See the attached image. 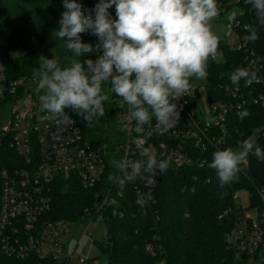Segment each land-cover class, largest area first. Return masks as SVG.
Listing matches in <instances>:
<instances>
[{
    "label": "trees",
    "instance_id": "obj_1",
    "mask_svg": "<svg viewBox=\"0 0 264 264\" xmlns=\"http://www.w3.org/2000/svg\"><path fill=\"white\" fill-rule=\"evenodd\" d=\"M76 2L81 4L85 15L95 18L94 9L100 0ZM217 4L221 8L220 14L236 5L240 7L241 15L232 22L231 29L242 40L243 46L219 42L218 49L222 50L223 58L211 62L208 67V96L213 101L229 100L226 86H235L230 81V74L237 68L256 71L261 83L255 81L247 85L243 79L239 82L238 99L241 104L245 101L241 108L249 115L241 119L238 113H232L226 127L230 135L228 146L234 150H237L242 137L248 139L255 134L256 144L264 151V105L253 101L264 97V24L260 23L255 9L246 0H237L236 3L217 0ZM63 5L64 0H0V62L6 65L11 78H33V53L30 49L33 41L54 50L62 68L70 66L71 59L75 58L87 69L84 61H95L103 54V49L97 47L99 38L91 30L81 34V42L93 45V51L80 57H73L67 51V38L65 41L57 39L55 33L60 29L62 13L66 11ZM108 12L113 20L117 19L115 5ZM251 28L257 32L255 41L247 39ZM21 49L24 50L22 55L11 56L12 51ZM106 83L111 89V84ZM36 87L33 96L39 102ZM238 99H232V102L236 103ZM110 107L114 111L113 104ZM65 112L76 119L85 139L94 146L110 143L111 137L97 120L89 126L77 112L71 109H65ZM211 162L202 168H178L169 164L162 172V180L155 182L152 191L140 177L126 182L121 189L118 183L108 180L109 175L118 176L119 170L113 165L92 189L84 188L79 180L70 184L59 181L52 193L51 211L44 219L87 223L93 217L88 212H92L98 203L97 194L106 191L116 200L115 204L109 203L103 210L106 240L102 254L107 256L108 264H237L226 244L234 221L231 215H227L233 206L232 194L246 189L253 205L263 204L258 195L259 190L264 189V159L253 154L250 167L223 186L216 171L209 167ZM208 177H212L211 182L206 181ZM137 186L141 189L138 192ZM149 192L152 199L138 205V196ZM0 264H53V261L35 255L21 258L0 252Z\"/></svg>",
    "mask_w": 264,
    "mask_h": 264
},
{
    "label": "built area",
    "instance_id": "obj_2",
    "mask_svg": "<svg viewBox=\"0 0 264 264\" xmlns=\"http://www.w3.org/2000/svg\"><path fill=\"white\" fill-rule=\"evenodd\" d=\"M228 44L243 46L238 35L236 41ZM221 58L223 53L218 49L217 59L208 61L206 80L210 63ZM256 82L261 83V78ZM36 83L33 78H11L6 65L0 62V113L11 112L9 126L0 127V252L21 258L35 255L51 259L53 264H69L74 251L68 254L63 235L77 224L44 219L51 211L55 184L79 180L84 188H95L111 167L113 157L116 160L142 159L140 148L134 142L139 134L134 131L135 120L128 119L129 106L112 91L116 128L106 133L111 137L110 143L103 142L96 147L85 139L75 118L69 116L74 124L67 127L52 119L42 120L48 114L41 111L33 96ZM225 93L230 95L229 100H211L207 113L196 103L192 92L174 101L180 111L177 125L164 135L156 132L151 137L145 135L144 147H153L158 161L168 160L174 167L207 165L214 151L230 147L226 125L230 115L241 112L245 104L238 99L239 84L226 86ZM236 98L238 101L232 102ZM253 101L264 105L262 96ZM209 116L217 121L211 126L205 124ZM155 124L153 117L151 127ZM144 127L145 133L150 130L148 125ZM54 135L59 139H54ZM243 140L242 137L238 141L237 150ZM252 156L253 153H249L246 162L240 165L241 171L250 167ZM121 175L118 171V176ZM147 176L142 171L140 180L152 191L157 182L156 171L153 184H146ZM211 180L212 177L206 179L207 182ZM136 189L137 192L141 190L138 186ZM241 191L248 192L247 204L242 202ZM105 192L97 194L98 203L88 212L93 215L91 222H104L103 210L109 203H116ZM258 196L262 205H253L246 189L232 194L233 206L228 213L234 221L226 244L237 264H263L264 189L259 190ZM83 263L87 261L81 258L78 264Z\"/></svg>",
    "mask_w": 264,
    "mask_h": 264
},
{
    "label": "clouds",
    "instance_id": "obj_3",
    "mask_svg": "<svg viewBox=\"0 0 264 264\" xmlns=\"http://www.w3.org/2000/svg\"><path fill=\"white\" fill-rule=\"evenodd\" d=\"M248 2L264 24V0ZM113 5L115 20L108 12ZM63 6L66 11L55 33L57 39L67 38V51L80 57L93 51V45L81 42V34L91 30L99 38L97 47L103 49V54L95 61H84L87 69L75 58L63 68L56 58H40L36 92L41 111L48 114L42 120L70 126L74 121L65 109H71L91 126L105 114L104 102L109 96L102 92V85L109 82L111 90L129 106V121L136 122L134 131L139 135L134 142L142 159L113 160L112 165L122 175H109L108 180L123 189L126 182L134 181L143 171L148 174L146 184L151 185L155 171L164 172L170 162L158 161L155 149L144 147L145 135H164L177 125L180 111L174 101L192 92L191 78L206 79L209 59H217L220 37L212 28V22L220 15L217 0H100L94 19L85 15L76 0H64ZM237 14L232 11L226 17L229 27ZM257 38L256 29L251 28L247 39ZM229 78L233 85L242 79L251 85L258 79L256 71L244 68L235 69ZM238 115L243 119L249 112L244 110ZM216 122L211 116L205 120L207 126ZM145 125L150 127L146 133ZM254 135L243 140L239 150L228 147L214 151L209 167L216 171L221 186L233 181L249 153L264 159ZM151 199L149 192L139 195L136 203L144 205Z\"/></svg>",
    "mask_w": 264,
    "mask_h": 264
},
{
    "label": "rangeland",
    "instance_id": "obj_4",
    "mask_svg": "<svg viewBox=\"0 0 264 264\" xmlns=\"http://www.w3.org/2000/svg\"><path fill=\"white\" fill-rule=\"evenodd\" d=\"M237 0H232L236 3ZM219 8V6H218ZM221 9V8H219ZM236 11L238 15H241V10L238 5L229 11L224 10L213 22V31L220 37L221 43L232 44L237 39L236 33L228 26L226 17L232 12ZM31 52L33 53V79L38 80L39 76L37 71L41 67L40 58L45 57L47 59L56 58L60 65L57 53L51 48L42 46L38 41H33L30 45ZM24 53V50H16L11 52V56H20ZM61 66V65H60ZM190 83L193 85L192 93L195 97L196 103L204 112H208L210 109V98L207 92V80H197L195 77L191 78ZM102 92L109 96V99L104 102L105 114L104 116L97 117V122L100 124L103 130L110 132L112 128H116V121L114 120L113 107H110L112 103V90L105 82L102 85ZM113 111V116L109 119V115ZM10 110H5L0 113V127H8L10 124ZM240 196L242 202L248 203V192L241 191ZM227 215H231L230 213ZM106 225L101 220L94 222H87L84 224L73 225L68 232L63 235V242L66 245L68 254L74 251L69 264H78L81 258L87 261V264H108L107 256L102 254V245L105 243ZM86 264V263H83Z\"/></svg>",
    "mask_w": 264,
    "mask_h": 264
},
{
    "label": "water",
    "instance_id": "obj_5",
    "mask_svg": "<svg viewBox=\"0 0 264 264\" xmlns=\"http://www.w3.org/2000/svg\"><path fill=\"white\" fill-rule=\"evenodd\" d=\"M156 179H157V181L162 180V171L159 169L156 170Z\"/></svg>",
    "mask_w": 264,
    "mask_h": 264
}]
</instances>
